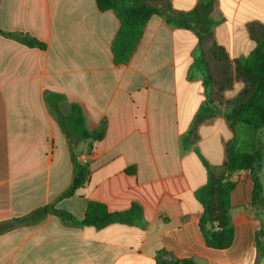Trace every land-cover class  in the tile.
<instances>
[{"label":"crops","instance_id":"1","mask_svg":"<svg viewBox=\"0 0 264 264\" xmlns=\"http://www.w3.org/2000/svg\"><path fill=\"white\" fill-rule=\"evenodd\" d=\"M152 1L187 13L200 0ZM223 5L216 0L211 17L219 22L204 43L156 15L129 61L116 62L112 46L120 21L113 11H100L96 0H0L1 30L46 45L30 48L0 35V223L51 204L78 221L89 201L111 212L133 203L143 208L136 224L100 230L49 214L0 235V264H264L255 239L262 210L252 205L249 172L237 175L231 193L232 246L209 248L200 232L203 207L196 192L208 179L202 159L224 166L234 136L225 114L199 124L198 140L187 149L181 142L205 101V75H192L199 52L217 43L235 65L257 47L254 31L264 26L260 0ZM243 88L235 80L222 96L233 99ZM72 106L81 109L89 131L104 127L105 136L75 145L90 176L74 195L56 202L74 174L58 122ZM261 177L264 187V166Z\"/></svg>","mask_w":264,"mask_h":264},{"label":"trees","instance_id":"2","mask_svg":"<svg viewBox=\"0 0 264 264\" xmlns=\"http://www.w3.org/2000/svg\"><path fill=\"white\" fill-rule=\"evenodd\" d=\"M152 0H96L102 12L113 11L120 21V29L113 42L112 50L116 62H128L143 34V30L152 16H160L172 27L193 31L201 42L213 35L218 22L211 13L213 0H200L197 7L184 13L177 10L156 6ZM255 29V28H254ZM253 30V29H252ZM257 47L246 58L229 60L226 51L214 43L204 52V56L213 61L206 64V75L203 78L205 101L201 104L195 117L191 131L182 137V145L187 149L198 140L197 127L220 114L234 133L226 147V162L221 168L210 166L204 159L208 171V179L196 192V198L202 204L203 212L199 220L200 232L209 248L225 250L234 242V224L232 222L231 193L236 186V177L242 172H249L254 182L252 205L258 213L261 228L256 233V246L259 254L264 253V187L261 173L264 166V26L259 25L254 31ZM0 35L16 40L30 48L45 49L46 45L37 38L26 33H11L0 29ZM211 62L214 72L213 75ZM220 77V79H219ZM235 80L244 83V88L233 99L225 100L222 93L232 87ZM218 86V92L215 87ZM65 134L71 152L74 168L70 187L58 199L62 200L74 195L88 181L90 168L79 163L75 153V145L80 141H100L105 136V129L91 132L86 128L85 117L78 106H72L71 113L58 119ZM55 204L41 207L32 213L0 223V235L20 226L37 224L47 215L60 217L63 221L78 227H94L98 230L111 224L134 225L143 217V208L138 203L121 212H111L99 202L89 201L83 220L78 221L73 215L63 210H56ZM166 264H196L193 260H174Z\"/></svg>","mask_w":264,"mask_h":264},{"label":"rangeland","instance_id":"3","mask_svg":"<svg viewBox=\"0 0 264 264\" xmlns=\"http://www.w3.org/2000/svg\"><path fill=\"white\" fill-rule=\"evenodd\" d=\"M214 3L216 2V0H213ZM232 2H235V0H229ZM224 5H223V9L226 8V0H223ZM259 17L263 20L264 19V0H260V6H259ZM219 22V21H218ZM203 60H210L213 61V59H210L209 57H205L202 52H199V61L198 63L192 68V75L195 76L196 78H200L202 76V73L204 75H206L207 77V71H206V64L203 62ZM213 62H211V69L213 72V75L215 76V78H217L219 75L216 74V72H214V70L216 69L215 66L213 67ZM220 79V77H219Z\"/></svg>","mask_w":264,"mask_h":264},{"label":"water","instance_id":"4","mask_svg":"<svg viewBox=\"0 0 264 264\" xmlns=\"http://www.w3.org/2000/svg\"><path fill=\"white\" fill-rule=\"evenodd\" d=\"M91 151V149H89Z\"/></svg>","mask_w":264,"mask_h":264}]
</instances>
